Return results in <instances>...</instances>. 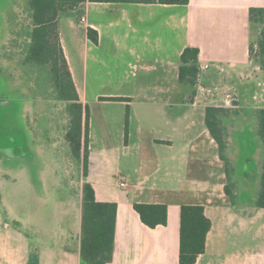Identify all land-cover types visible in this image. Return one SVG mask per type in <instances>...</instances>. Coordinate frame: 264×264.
Segmentation results:
<instances>
[{
  "label": "crops",
  "instance_id": "crops-1",
  "mask_svg": "<svg viewBox=\"0 0 264 264\" xmlns=\"http://www.w3.org/2000/svg\"><path fill=\"white\" fill-rule=\"evenodd\" d=\"M262 7L264 0L87 2L69 11L80 12L79 23L86 20L75 56L66 29L76 33L78 26L69 12L62 13L61 44L80 100L90 108L89 174L81 181L77 211L71 218L60 215L68 221L62 227L56 214L53 220L44 217L39 229L31 219L8 221L0 211V264H83L86 182L97 201L118 205L110 264H180L184 205L205 207L212 222L206 252L196 264H264V249L246 258L239 243L227 240L225 230L240 215L230 206L225 172L216 165L219 147L205 124V111L213 105L203 104L215 95L206 88L210 85L215 91L236 89L240 107L264 108V72L250 57L249 19L251 8ZM88 28L98 32V45L89 39ZM188 47L200 50L201 68L209 65L201 81L206 87L179 81L181 55ZM135 204L168 205L167 226H146Z\"/></svg>",
  "mask_w": 264,
  "mask_h": 264
},
{
  "label": "rangeland",
  "instance_id": "rangeland-1",
  "mask_svg": "<svg viewBox=\"0 0 264 264\" xmlns=\"http://www.w3.org/2000/svg\"><path fill=\"white\" fill-rule=\"evenodd\" d=\"M70 12L78 26L76 33L66 29L69 47L75 56L77 39L84 36L85 25L79 23L80 12ZM32 29L28 0H0V211L8 221L13 217L31 219L38 228L44 217L53 220L56 214L62 227L68 221L61 220L60 215L65 213L63 219L66 214L71 218L77 211L83 169L82 163L72 157L66 140L70 125L68 103L58 100L49 67L26 61ZM260 31V25L251 24V43L258 41ZM206 88H213L215 95L213 99H205L203 104L224 107L226 100L230 101L231 113L225 120L226 158L235 168L228 182L238 200L233 206L230 199V206L240 219L231 229H226L225 234L230 243L240 244V250L248 258L264 249V211L254 205L257 189L252 179L246 181L244 173L239 176V144L245 138L251 140V133H254L247 128L250 123L247 111L251 108L240 107L236 89L215 91L217 87L210 85ZM3 94L8 97L4 101ZM7 134L23 145L29 157L17 158L9 151L8 148L15 145L6 140ZM256 144L259 148L258 142ZM7 150L9 152L4 156L2 152ZM253 155L259 168L260 153ZM216 165L225 172L221 158L217 159ZM225 180L227 184V178ZM247 182L249 186L245 184ZM259 190L260 186L258 193ZM255 216L257 219H251ZM243 218L246 220H241ZM34 234L40 233L35 231Z\"/></svg>",
  "mask_w": 264,
  "mask_h": 264
},
{
  "label": "trees",
  "instance_id": "trees-1",
  "mask_svg": "<svg viewBox=\"0 0 264 264\" xmlns=\"http://www.w3.org/2000/svg\"><path fill=\"white\" fill-rule=\"evenodd\" d=\"M90 3H140L162 5H188L190 0H28L33 29L30 33V47L27 62L48 66L53 76L58 100L68 103L67 111L70 125L66 140L72 157L82 163L83 177L89 174L90 108L79 97L64 49L61 44L59 17L64 12L74 11L80 5ZM250 23L261 26L259 39L250 44L251 60L264 72V7L250 9ZM89 39L96 45L99 34L93 28L87 29ZM200 50L188 47L181 55L179 81L192 88L198 87L203 74ZM120 101L121 98H111ZM231 113L225 107H207L205 124L219 147L221 160L225 163L227 182L231 180L235 168L226 158L227 136L225 120ZM247 128L254 131L261 158L260 190L254 202L256 209H264V108H251L247 111ZM227 115V116H226ZM130 109L126 113V132L128 134ZM229 182L225 193L232 205L237 204V196L232 192ZM134 209L142 222L151 229L168 224V205L135 204ZM116 203H103L96 199L95 189L86 182L83 186L81 261L83 264H110L113 261L116 227ZM212 228L206 216L205 207L184 205L181 207L180 264H196L206 252L207 236Z\"/></svg>",
  "mask_w": 264,
  "mask_h": 264
},
{
  "label": "flooded vegetation",
  "instance_id": "flooded-vegetation-1",
  "mask_svg": "<svg viewBox=\"0 0 264 264\" xmlns=\"http://www.w3.org/2000/svg\"><path fill=\"white\" fill-rule=\"evenodd\" d=\"M5 94H3V98L2 101L6 100ZM251 140L248 138H245L244 140H242V142L239 144L240 145V149L241 152L239 153V163H240V171L239 170V176H242V174L244 173L246 176L244 177L247 180L252 179L253 180V185L255 186V188L257 189V194L258 195V186H260V170L258 168V161L256 160V156L254 158L255 153H258V145L256 144V138H255V134L252 132L251 133ZM9 140V142L13 141V145L12 147H9V151H11L13 153V155L15 157H23V156H28L29 155L25 152L23 145L18 143V140H16L15 138H13V136L11 134H7L6 136V140ZM17 145V146H16ZM15 148V150H14ZM14 150V151H13ZM7 151H3L2 154L5 156ZM261 161V160H260ZM261 166V163H260ZM256 168L258 171H256ZM247 177V178H246ZM247 186L250 185L249 182L245 183ZM257 198V196H256Z\"/></svg>",
  "mask_w": 264,
  "mask_h": 264
},
{
  "label": "built area",
  "instance_id": "built-area-1",
  "mask_svg": "<svg viewBox=\"0 0 264 264\" xmlns=\"http://www.w3.org/2000/svg\"><path fill=\"white\" fill-rule=\"evenodd\" d=\"M83 23L84 22H86V20H85V18H82V20H81ZM209 68V65H206V66H204L203 68H201L202 70H207ZM121 187H127V184L124 182V181H122L121 182Z\"/></svg>",
  "mask_w": 264,
  "mask_h": 264
}]
</instances>
